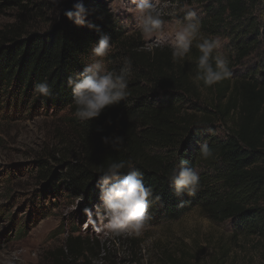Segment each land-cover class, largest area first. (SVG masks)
Segmentation results:
<instances>
[{"label":"trees","instance_id":"trees-1","mask_svg":"<svg viewBox=\"0 0 264 264\" xmlns=\"http://www.w3.org/2000/svg\"><path fill=\"white\" fill-rule=\"evenodd\" d=\"M37 1L0 0L30 20L40 18L44 10ZM77 2L91 12L83 27L64 16ZM206 3L201 32L226 33L232 48L233 75L213 86L193 79L198 50L191 49L185 60L174 61L172 50L148 51L138 34L124 36L104 0H64L59 18L44 29L28 30L20 20L0 29V86L4 88L0 92L17 100L23 95L24 101L36 84L46 81L51 95L37 96L35 105L69 116L66 122L72 136L76 135L80 157L66 161L60 155L50 156L59 172L46 169L42 161L36 164L51 187L59 183L67 193L84 194L91 207L99 195L98 168L109 160L131 158L154 196L162 197L149 208L152 220L175 221L198 208L212 222L235 221L238 235L264 241V0ZM100 35H108L112 43L106 58L109 70L119 71L125 57L132 61L129 95L98 118L84 122L73 116L66 79L92 62L91 48ZM236 68H243L242 73ZM12 83L15 90L10 92ZM186 104L195 108L190 111ZM218 126L227 128L224 139L213 134ZM115 137L124 138L119 151L103 142ZM201 142L214 150V158H199ZM180 159L199 170L201 187L195 196L177 197L167 182L169 170ZM75 253L72 257L70 250L67 255L71 262L89 264L82 253Z\"/></svg>","mask_w":264,"mask_h":264},{"label":"rangeland","instance_id":"rangeland-1","mask_svg":"<svg viewBox=\"0 0 264 264\" xmlns=\"http://www.w3.org/2000/svg\"><path fill=\"white\" fill-rule=\"evenodd\" d=\"M63 1L38 0L44 10L40 18L31 20L18 8L0 2V29L19 20L28 30L44 29L59 18ZM205 1L153 0L155 12L166 23L158 34L144 36L136 26L131 0H104L124 36L138 34L148 51L157 47L173 50L176 21L188 10L203 21ZM204 35L220 38L218 51L227 56L232 67L226 33ZM199 42L194 40L191 49L198 50L195 45ZM243 68L234 71L242 69V73ZM30 94L23 101V95L17 100V96L0 92V264H78L67 258L70 250L74 251L72 257L75 252L82 253L89 264H264V241L238 235L235 221L212 222L198 208L175 221L151 219L139 235L113 236L97 230L101 221L94 215L96 223H90L84 209L93 208L98 198L89 207L84 194L67 193L59 183L55 190L36 167L42 161L46 169L59 172L50 156L71 161L80 157V147L67 125V113L35 105L37 96ZM185 107L190 111L195 108L190 104ZM227 133L221 126L213 131L219 139Z\"/></svg>","mask_w":264,"mask_h":264},{"label":"clouds","instance_id":"clouds-1","mask_svg":"<svg viewBox=\"0 0 264 264\" xmlns=\"http://www.w3.org/2000/svg\"><path fill=\"white\" fill-rule=\"evenodd\" d=\"M131 3L134 6L136 26L144 36H152L163 30L166 21L155 12L153 0H131ZM89 15V9L80 2L64 13L67 20L78 27L85 26ZM197 39L200 42L195 46L200 54L193 79L210 87L232 77L227 56L218 51L221 47L220 38L205 36L201 32L200 20L192 10L186 11L183 19L176 21L173 60H183L190 53L193 41ZM111 50L110 37L100 35L98 43L91 48L92 62L85 64L82 72L70 74L66 79L75 107L73 116L80 121L88 122L98 118L106 108L117 105L129 95L127 89L132 61L125 57L119 71L109 70L106 58ZM34 94L38 97H48L51 95V87L46 81L40 82L34 86ZM103 142L111 143L114 149L119 151L124 138H103ZM198 147L201 160L214 158V150L207 142H201ZM98 173V203L91 209H84L88 221L95 224V215L102 225L97 230L106 231L113 236L123 233L139 235L151 220V204L160 202L162 197L154 196L153 188L144 182V173L136 167L131 158L109 160L106 166L98 168ZM166 179L177 197L195 196L201 187L198 170L188 166V162L183 159L169 170Z\"/></svg>","mask_w":264,"mask_h":264}]
</instances>
